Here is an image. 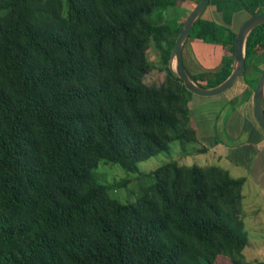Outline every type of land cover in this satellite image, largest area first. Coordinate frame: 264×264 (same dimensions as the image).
I'll return each instance as SVG.
<instances>
[{"label":"trees","instance_id":"1","mask_svg":"<svg viewBox=\"0 0 264 264\" xmlns=\"http://www.w3.org/2000/svg\"><path fill=\"white\" fill-rule=\"evenodd\" d=\"M199 1L0 0V264H264L243 253L245 180L227 168L166 161L132 202L94 175L101 161L134 170L173 141L200 142L194 94L169 67L188 15L166 18ZM235 37L196 20L183 50L196 38L225 50L215 70L185 65L197 83L229 76ZM263 52L264 23L247 40L252 90ZM155 69L164 78L149 84Z\"/></svg>","mask_w":264,"mask_h":264},{"label":"crops","instance_id":"2","mask_svg":"<svg viewBox=\"0 0 264 264\" xmlns=\"http://www.w3.org/2000/svg\"><path fill=\"white\" fill-rule=\"evenodd\" d=\"M260 12H264V0H210L203 12V17L214 20L225 28L237 31L248 17ZM190 45L191 52L189 49L186 50V48L183 50V60L185 65L190 67H187L189 71L192 69L194 74H198L207 70H215L220 66L225 50L220 53L222 48L217 49L219 44L207 43L202 39L196 38L190 41ZM206 52L209 57L207 55L206 57L201 56L205 55ZM259 59L261 58L259 57ZM198 63L204 69L199 68ZM260 66L263 67L262 62ZM241 77L227 90L231 91L237 86V94L220 98L221 101L217 105V111L215 113L212 111L214 117L213 115L210 117V113H207V117L212 120L209 124L210 129L204 128V123L199 121L203 136H198L201 141L204 140L206 142L202 143L207 149H212L217 153L219 162H222L223 157L228 156L230 150L234 149L237 151V177H243L245 180L242 189L243 220L249 228L254 227L261 230L264 229V131L260 128L255 117L253 93L249 95L252 92L250 91L252 88L248 80L245 78L241 79ZM196 96L192 97L190 103L194 102L197 105V101L208 99L207 97ZM234 100L236 101L235 111L229 117L226 118V115L224 117L225 129L233 138V143H231V146H225L218 137H213L214 126L222 110L223 102L228 103ZM249 109H251L252 114ZM190 112L193 115L191 110ZM193 120L196 123L197 120L194 115ZM207 122H210V120L208 119ZM226 164V166L224 165L225 168L231 172V166H229V163Z\"/></svg>","mask_w":264,"mask_h":264},{"label":"rangeland","instance_id":"3","mask_svg":"<svg viewBox=\"0 0 264 264\" xmlns=\"http://www.w3.org/2000/svg\"><path fill=\"white\" fill-rule=\"evenodd\" d=\"M193 6L194 4L187 3L183 5L181 9L178 8L176 11L173 12V14L171 13V15L167 16L166 18L171 19L174 21L175 24H178L181 21H183L187 15H189V13L193 9ZM192 40L194 39H191V41ZM190 46H191L190 43H188L186 45V50L189 49V51L191 52ZM220 47L222 48L221 45H217V49H220ZM222 50L224 49L222 48L220 50V53L223 52ZM215 53H216V49H215ZM206 55L207 52L205 55H201V56L206 57ZM207 56L209 57V55ZM149 57L152 61L156 62L159 57L158 51L154 48H151L149 50ZM260 58L262 65L264 66V52L261 53ZM198 65L200 66L199 68H201V64L198 63ZM190 71L192 74H194V70L190 69ZM248 76L250 77V75ZM163 78H164V73L162 71L155 69L146 75L145 81L149 84H154L161 82ZM242 78L244 77L242 76L241 79ZM252 79L249 78L248 80L250 81ZM252 83L254 84V80L252 81ZM250 91H252V93L254 92V90H250ZM232 94H237V86H235L234 89H232L231 91L224 92L218 97L211 96V97H207L208 99H205L203 101L200 102L197 101L196 102L197 105H195L194 102L190 103L191 104L190 110L192 111L194 117L197 120L195 123L193 120V115L191 114L192 124L196 127V129L198 127L199 130L197 129V134L199 136H203L202 128L199 126L200 125L199 121H202L204 123V128L210 129L209 124L211 123L212 120L209 117H207V113H210V117H212V115L214 117L212 111L213 113L217 111L218 109L217 105L221 101L220 98H225L227 97V95H232ZM204 101H206V103H204ZM235 102H236L235 100L232 102L229 101L228 103L223 102L222 110L214 126L215 132L213 133V137L214 138L218 137L220 142L225 146L227 145L231 146L232 145L231 143H233L232 141L233 138L227 133L225 129L224 117L226 115L227 118L229 117L230 114H233V112L235 111L234 108H236ZM249 110L252 114L251 109ZM208 119L210 120V122H207ZM202 142L205 141L200 140V142L198 143L187 142V141L182 142L180 140L173 141L170 144L169 149H166L147 159L137 162L136 168L134 170H127L121 167V165L118 163L101 161L98 164V166L94 169V175L97 177L99 181H102L103 183L108 185L109 191L111 194H113V196H115L116 198L120 199L123 202L135 201L138 195L140 194V192H142L143 188L150 185L155 180L154 177L148 174V172L156 169L158 166L169 160H177L181 164L192 165L196 163L203 166L210 164H219L225 167L227 165L226 163H229V166L233 168L232 169L230 167L231 174L237 177V155H236L237 151L232 149L234 147L231 148L232 150H230L228 156L223 157L222 162H219L217 153H215L212 149H207V151L200 152L201 148L206 147ZM246 226L247 225H245V230L249 238V243L243 250L246 260L251 262H254L256 260H264V229L260 230L254 227L249 228L248 226L247 227ZM217 264H229V262L227 258L219 256Z\"/></svg>","mask_w":264,"mask_h":264},{"label":"water","instance_id":"4","mask_svg":"<svg viewBox=\"0 0 264 264\" xmlns=\"http://www.w3.org/2000/svg\"><path fill=\"white\" fill-rule=\"evenodd\" d=\"M210 0H200L192 9L179 32L172 47L169 67L183 81L184 86L194 95L211 97L218 96L229 90L246 71V48L250 33L264 23V12L248 17L236 31L234 40V56L232 70L221 83L206 87L197 83L188 72L183 60V48L196 20L202 16ZM254 113L260 128L264 131V70L259 75L253 92Z\"/></svg>","mask_w":264,"mask_h":264}]
</instances>
